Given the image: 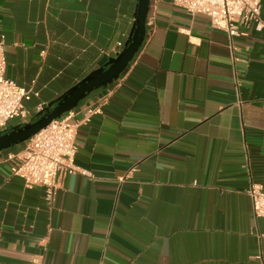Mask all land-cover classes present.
Wrapping results in <instances>:
<instances>
[{
  "label": "crops",
  "instance_id": "obj_1",
  "mask_svg": "<svg viewBox=\"0 0 264 264\" xmlns=\"http://www.w3.org/2000/svg\"><path fill=\"white\" fill-rule=\"evenodd\" d=\"M137 4L0 0L29 121L123 50ZM146 29L120 76L75 107L81 119L104 101L76 139L90 175L63 174L48 202L10 171L20 145L0 150V264H264L248 194L264 187V32L230 39L173 0H150Z\"/></svg>",
  "mask_w": 264,
  "mask_h": 264
},
{
  "label": "built area",
  "instance_id": "obj_2",
  "mask_svg": "<svg viewBox=\"0 0 264 264\" xmlns=\"http://www.w3.org/2000/svg\"><path fill=\"white\" fill-rule=\"evenodd\" d=\"M173 2L191 16L207 17L213 27L226 32L230 39L244 34L242 28L264 32L262 0H173ZM6 49L5 35L0 34V133L6 130L13 119L17 118L21 120L20 123H25L29 121L30 115L25 106V101L30 98V91L6 75ZM103 104L104 101H101L90 106L81 119H76L77 112L72 108L20 143L17 150L7 155V160L11 161V173L21 177L27 187H44L48 202L53 200L63 174L90 175L75 162L76 139L80 126L86 123L91 115L102 112ZM42 109V105H38L36 112ZM248 194L254 215L264 218L263 185L252 182Z\"/></svg>",
  "mask_w": 264,
  "mask_h": 264
},
{
  "label": "water",
  "instance_id": "obj_3",
  "mask_svg": "<svg viewBox=\"0 0 264 264\" xmlns=\"http://www.w3.org/2000/svg\"><path fill=\"white\" fill-rule=\"evenodd\" d=\"M150 0H138L133 30L125 42L123 50L111 58L104 66L90 73L61 95L53 107L51 103L38 113V118L11 126L0 133V150L10 148L27 140L34 133L60 117L68 110L78 106L80 101L93 90L108 85L126 69L142 46L146 36V22Z\"/></svg>",
  "mask_w": 264,
  "mask_h": 264
},
{
  "label": "rangeland",
  "instance_id": "obj_4",
  "mask_svg": "<svg viewBox=\"0 0 264 264\" xmlns=\"http://www.w3.org/2000/svg\"><path fill=\"white\" fill-rule=\"evenodd\" d=\"M16 120H18V119H17V118H15V119H13L12 121H10L9 123H11V122H13V123H14Z\"/></svg>",
  "mask_w": 264,
  "mask_h": 264
},
{
  "label": "trees",
  "instance_id": "obj_5",
  "mask_svg": "<svg viewBox=\"0 0 264 264\" xmlns=\"http://www.w3.org/2000/svg\"><path fill=\"white\" fill-rule=\"evenodd\" d=\"M11 126H13V125H9V126L7 127V129H9Z\"/></svg>",
  "mask_w": 264,
  "mask_h": 264
}]
</instances>
